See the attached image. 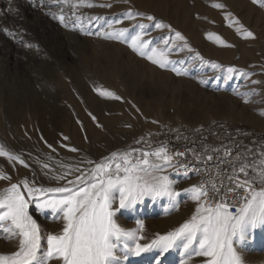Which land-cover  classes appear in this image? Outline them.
<instances>
[{
  "label": "rangeland",
  "instance_id": "1",
  "mask_svg": "<svg viewBox=\"0 0 264 264\" xmlns=\"http://www.w3.org/2000/svg\"><path fill=\"white\" fill-rule=\"evenodd\" d=\"M85 3L94 6H80L79 0L63 4L44 0L43 5L40 0H0V145L28 165L0 157V172L11 177V181L0 180V190L25 178L38 186L64 185L67 180L57 182L54 177L70 168L72 174L67 179H74L80 174L75 169L87 172L93 167L87 163L89 160L98 163L113 152L146 149L148 141L140 144L135 141L162 124L187 126L190 135L226 145L244 142L242 136L247 133L253 138L264 136L261 3L253 0H128V3L85 0ZM109 3L111 7L99 6ZM70 4L77 7L73 9ZM216 4L223 7H214ZM129 10L143 15L129 20ZM53 13L63 14L68 26L53 18ZM147 16H153L155 21L147 20ZM76 17H80L79 23ZM117 20L122 23H116ZM155 22L170 28H155ZM138 23L148 26L149 35L145 39H152V46L163 47L164 39L180 32L188 47L183 51L174 49L169 59L176 63L161 68L138 55L127 43L103 37L104 32L120 28L134 34L140 30L133 28ZM5 27L14 35H7ZM97 32L101 35H96ZM247 32L253 35L248 37ZM185 41L176 43L183 45ZM236 46L242 49L237 51ZM222 51L230 53V58ZM197 53L203 62L196 57ZM213 62L220 67L213 68ZM172 67L184 74L177 75ZM229 67L238 70L231 80L226 79ZM240 71L246 75H239ZM223 94L233 99L225 100ZM73 148L77 151H71ZM45 163L48 168L43 167ZM169 170L166 174L176 181L178 191L192 186L190 178H172ZM178 200V207L172 208L167 197H145L132 208L119 210L115 219L126 229L136 228V221H142L143 235L151 240L157 234L165 235L179 228L193 215L196 201L183 193ZM29 214L40 226L41 243L46 248L47 234L59 233L63 222L54 218L51 209H38L35 202L29 205ZM17 248L18 239L6 238L0 231V255H10ZM237 250L244 264H264V228L255 230ZM156 255L152 252L143 257L129 256L119 264H151ZM182 259L186 257H182L181 250L173 248L162 257V264H180ZM206 259L193 255L187 264H205Z\"/></svg>",
  "mask_w": 264,
  "mask_h": 264
},
{
  "label": "snow or ice",
  "instance_id": "2",
  "mask_svg": "<svg viewBox=\"0 0 264 264\" xmlns=\"http://www.w3.org/2000/svg\"><path fill=\"white\" fill-rule=\"evenodd\" d=\"M54 2L63 4L68 3V0ZM124 2L128 3V0ZM253 2L264 6V0ZM43 4L44 0H40V5ZM79 5L94 6L85 3V0H79ZM69 6L75 9L77 4ZM99 6L112 5L109 3ZM214 7L222 8L223 5L216 4ZM72 14L75 15V12ZM52 15L68 26L63 14ZM138 15L143 14L129 10L127 19L136 20ZM146 19L155 21L153 16H147ZM79 21L80 17H76V22ZM116 23L122 21L117 20ZM108 26L112 27L111 24ZM147 27L138 23L133 28L140 30L134 34L129 29L120 28L113 32H104L103 37L127 43L138 55L161 68L176 63L169 59V54L174 49L183 51L188 47L185 37L180 32H175L173 38L163 40V47L152 46L153 40L145 39L149 35ZM154 27L170 28L162 22H155ZM3 31L9 36L14 35L7 27ZM95 34L101 35L100 32ZM246 35L251 37L253 34L247 32ZM176 41L185 43L177 45ZM196 57L203 62L199 53ZM212 67L219 68L220 65L213 62ZM171 70L177 75L184 74L175 67ZM237 72L234 67H229L226 79L231 80ZM239 75L246 74L240 71ZM248 102L246 99L245 103ZM142 142L146 143L143 137L135 141L136 144ZM71 151L77 149L73 148ZM212 151L218 152L219 149ZM231 155L232 150L226 148L225 156ZM204 156L208 161L214 159L213 155L208 154L207 148ZM0 157H7L9 161L15 160L25 167L28 166L19 156L6 151L3 145H0ZM193 157L197 160L202 158L200 153L195 152ZM87 163L93 167L87 172L75 169L80 174L74 179H67L72 174L70 168L63 175L54 177L57 182L67 180L64 185L38 186L34 181L30 182L25 178L0 190V231L6 234V238L18 239L17 250L10 255H0V264H50L53 260L57 264H119L121 259L127 260L129 256L143 257L152 252L157 255L152 258L151 264H162V257L173 248H179L182 257H186L180 264H187L193 255L206 257L205 264H244L238 247H243L255 230L264 228V152L260 154L259 164L256 161L241 162L238 168L233 167V174L227 177L230 183L226 190L223 180H219L220 186H217L221 170L218 169L213 177L211 170L206 168L203 171L208 174L207 180L178 191L175 188L176 181L171 180L166 173L168 169L177 173L183 169V174L188 175L186 152H171L165 143L156 148L149 145L147 150L129 148L123 152H113L102 162L89 160ZM43 167L48 168L49 165L45 163ZM249 169L255 173L251 180L248 178ZM196 171L200 172L199 169ZM257 179L261 184L259 189L254 186ZM0 180L11 181V177L0 172ZM182 193L190 195L196 201L195 212L179 228L165 235L157 234L155 238L148 240L143 235L142 221H136V228L126 229L115 219L119 210L130 209L145 197H167L171 207L177 208L178 198ZM33 202L41 211L51 209L54 218L63 222L59 233L47 234L46 248L41 243L43 237L40 226L29 214V205Z\"/></svg>",
  "mask_w": 264,
  "mask_h": 264
},
{
  "label": "built area",
  "instance_id": "3",
  "mask_svg": "<svg viewBox=\"0 0 264 264\" xmlns=\"http://www.w3.org/2000/svg\"><path fill=\"white\" fill-rule=\"evenodd\" d=\"M142 137L144 138V141L149 142V145L152 148H156L160 146L161 143H165L171 152H186V162L189 165L188 175L185 176L183 174V169H181L179 173L170 169L169 174L172 178H190L192 185L208 179V174L204 173V169L207 168L211 170V175L213 177H215V174L219 169L221 171L219 179L217 180V186H220L219 180H223L226 190V187L230 183L227 177L233 174V167H239V164L236 162V157L238 156V146L242 145L243 142L226 145L219 141H209L202 136L190 135V130L187 126L175 128L169 124H162L152 130H148L142 135ZM205 148L208 149V154L213 155V160L208 161L206 159L204 156ZM226 148L232 150L231 156H225ZM147 149L148 147L145 150ZM212 149H219V151L214 152ZM194 152L200 153L202 158L199 160L195 159L193 157ZM178 159L184 160L185 158ZM197 169L200 170L199 173L196 171ZM243 178L244 177L241 174V179ZM254 186L259 189L255 184Z\"/></svg>",
  "mask_w": 264,
  "mask_h": 264
},
{
  "label": "trees",
  "instance_id": "4",
  "mask_svg": "<svg viewBox=\"0 0 264 264\" xmlns=\"http://www.w3.org/2000/svg\"><path fill=\"white\" fill-rule=\"evenodd\" d=\"M231 129L233 127L231 126ZM230 132V131H229ZM243 144L238 146V156L236 157V162L240 165L243 163H251L252 161H256L257 164L260 162V154L264 152V136H259L253 138L250 134H244L242 136ZM255 173L249 169V179H253ZM257 187H261L259 180L257 179L254 183Z\"/></svg>",
  "mask_w": 264,
  "mask_h": 264
},
{
  "label": "bare ground",
  "instance_id": "5",
  "mask_svg": "<svg viewBox=\"0 0 264 264\" xmlns=\"http://www.w3.org/2000/svg\"><path fill=\"white\" fill-rule=\"evenodd\" d=\"M228 37H229V36H228ZM225 38H226V37H225ZM231 38H232V37H231ZM233 39H234V37H233ZM233 39H232V40H233ZM228 40H229V39H228ZM236 44H238V43L236 42ZM242 44H243V43H242ZM238 45H240V44H238ZM239 47H240V46H239ZM239 47L236 46L237 51H238V48H239ZM239 49H242V48H239ZM227 51L229 52L230 50H227ZM252 51H253V50H252ZM222 52H223V54H226V51H222ZM222 52H221V53H222ZM243 52H244V54H247V50H243ZM230 53H231V51H230ZM230 53H229V54H226V55H227L226 57L230 58V56H231ZM249 54H250V53H249ZM229 55H230V56H229ZM250 56L252 57V55H250ZM250 56H249V58H251ZM247 57H248V56H247ZM226 59H227V58H225V60H226ZM241 59H242V58H241ZM226 61H227V60H226ZM238 62H239V61H238ZM241 62L243 63L242 60H241ZM242 63H241V65H242ZM238 92H240V91H236V93H238ZM233 93H234V92H233ZM223 95H224V94H223ZM224 97H225V98H224L225 100L233 99V98H230V97L225 96V95H224ZM235 102H236V101H235Z\"/></svg>",
  "mask_w": 264,
  "mask_h": 264
}]
</instances>
